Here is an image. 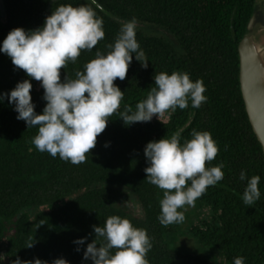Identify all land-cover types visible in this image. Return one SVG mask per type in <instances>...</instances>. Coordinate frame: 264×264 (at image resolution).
<instances>
[{"label":"trees","instance_id":"obj_1","mask_svg":"<svg viewBox=\"0 0 264 264\" xmlns=\"http://www.w3.org/2000/svg\"><path fill=\"white\" fill-rule=\"evenodd\" d=\"M3 2L0 43L14 28L41 27L61 5H88L102 19L104 38L60 69L62 81L83 72L97 50L102 55L111 51L109 45L121 26L132 18L137 21L136 40L148 66L141 67L133 56L125 79L114 81L124 99L80 164L37 151L32 140L38 128L27 129L24 121L17 120L7 98L0 103V255L5 257L0 264H11L16 257L39 258L49 264L62 257L69 264H91L82 256L95 238L92 226L103 227L112 215L147 230L152 242L148 264H214L167 241L176 225L159 223L163 191L148 183L144 172L147 142L170 139L179 132L183 144L191 139L193 129L207 131L216 142L218 153L206 167L222 163L224 177L196 200L210 210V217L192 226L189 234L201 246L220 252L226 264H233L237 256L244 258V264H264V156L248 123L237 77V44L259 0H96L107 13L89 0ZM173 71L188 73L193 82L201 80L206 102L193 108L189 101L187 108L170 113L166 122L154 119L125 125L119 116L125 105L134 111L154 86L153 76ZM24 79L30 78L0 53V93ZM30 82L34 110L40 114L46 104L43 89H36L40 82ZM242 169L249 178H261L260 199L251 206L242 200L246 186V181L239 180ZM132 200L138 203L140 215L133 213ZM32 209L37 211L32 214ZM84 237L85 244L76 252L73 241ZM30 240L34 246L24 248Z\"/></svg>","mask_w":264,"mask_h":264},{"label":"clouds","instance_id":"obj_2","mask_svg":"<svg viewBox=\"0 0 264 264\" xmlns=\"http://www.w3.org/2000/svg\"><path fill=\"white\" fill-rule=\"evenodd\" d=\"M96 4V0H92ZM99 8L100 5L96 4ZM137 21L132 18L124 23L112 45L111 51L95 58L77 71L75 79L67 76L61 80L60 69L69 62L75 63L81 50L91 51L104 38L103 21L88 5L58 6L47 16L43 25L35 30L12 29L0 43V53L11 59L14 68L21 69L30 79L17 82L7 93H0V103L7 98L16 119L25 122L27 129L37 127L32 143L39 152H47L53 158L72 164L85 162L90 150L96 146L97 137L105 130L109 117L117 113L124 99V92L114 83L123 81L133 56L141 67L148 61L136 40ZM154 86L146 99L138 102L133 111L125 105L119 112L125 125L150 122L155 116L159 121L166 113L189 106L199 108L206 102L205 87L201 80L193 82L186 72H161L153 76ZM30 80L40 82L42 99L46 104L40 114L32 102ZM177 132L170 139L146 143L143 154L148 183L163 191L159 202V223L167 227L185 220L184 212L193 207L208 187L220 182L224 173L222 163L208 166L218 153L216 142L207 131L191 132V139L180 142ZM108 147V144L104 145ZM260 176L239 173V180L246 181L242 200L251 206L260 199ZM95 238L83 251L82 259L91 264H148L147 253L152 249L147 230L134 227L127 218L108 217L104 226H92ZM86 237L73 241L75 251L80 252ZM98 241H102L98 244ZM31 240L24 248H32ZM115 249L113 252L112 250ZM5 259L0 255V261ZM11 264H49L39 258L21 260L16 257ZM51 264H69L64 258ZM233 264H244V258H233Z\"/></svg>","mask_w":264,"mask_h":264},{"label":"water","instance_id":"obj_3","mask_svg":"<svg viewBox=\"0 0 264 264\" xmlns=\"http://www.w3.org/2000/svg\"><path fill=\"white\" fill-rule=\"evenodd\" d=\"M89 1L92 3V0ZM96 4L93 5L96 7ZM98 9L107 13L101 6ZM254 12L246 24L244 35L237 44V77L248 123L264 156V42L257 40L260 32H257L255 28L256 14ZM0 16H4L3 0H0ZM261 30H264V27Z\"/></svg>","mask_w":264,"mask_h":264},{"label":"rangeland","instance_id":"obj_4","mask_svg":"<svg viewBox=\"0 0 264 264\" xmlns=\"http://www.w3.org/2000/svg\"><path fill=\"white\" fill-rule=\"evenodd\" d=\"M263 8H264L263 0H259V2H257V5L255 7L256 11L254 12V14H256L255 28L257 32H260V35L257 37V40H260L261 37H264L263 36L264 30H261L264 27L263 26L264 24L263 22L264 9ZM145 30L150 31L148 29H145ZM39 87H40V84L36 86V89H39ZM169 114L170 113H166L164 116H162L160 118L161 121L166 122L168 120ZM154 119H157V118L154 116L152 120ZM130 206L135 215L141 214V210L137 202L132 200ZM36 211L37 209H32L30 210V213L34 214ZM184 216H185L184 222L180 224H175L176 225L175 234L171 237H167V241L174 244L176 247H178L179 249H181L187 254L199 255L200 257L214 264H226L223 257L220 255L221 254L220 252H217V251L213 252L201 246L198 243V241L189 234L190 228L192 226L198 225L201 221L209 219L210 210L204 207H200L195 201L194 206L189 207L187 211L184 212Z\"/></svg>","mask_w":264,"mask_h":264},{"label":"bare ground","instance_id":"obj_5","mask_svg":"<svg viewBox=\"0 0 264 264\" xmlns=\"http://www.w3.org/2000/svg\"><path fill=\"white\" fill-rule=\"evenodd\" d=\"M257 1V0H256ZM259 7V6H258ZM260 9V8H259ZM264 9V8H263ZM262 10V9H261ZM255 11H256V9H255ZM258 17V16H257ZM260 42H264V37H262L260 40H259Z\"/></svg>","mask_w":264,"mask_h":264}]
</instances>
